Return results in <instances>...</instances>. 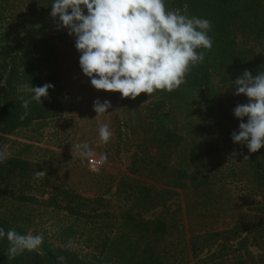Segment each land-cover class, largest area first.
<instances>
[{
	"label": "trees",
	"instance_id": "16d2710c",
	"mask_svg": "<svg viewBox=\"0 0 264 264\" xmlns=\"http://www.w3.org/2000/svg\"><path fill=\"white\" fill-rule=\"evenodd\" d=\"M16 1L0 0V133L6 135L46 117L60 96L55 40H22L6 29ZM23 1L30 11L51 13L53 0ZM166 7L209 19L213 46L205 50L204 62L187 74L186 83L172 92L141 93L135 99L118 92L124 107L144 109L135 132L145 140L131 156L130 178L120 179L115 187L127 209L113 215L101 198L56 188L44 198L34 177L40 169L20 156H9L0 163V199L10 204V210H0V227L28 233L37 206L62 212L68 225L61 230L60 244L43 234L41 253L25 250L11 257L7 239L0 240V264H61L60 256L65 264H264V147L250 153L231 139L240 123L233 109L249 99L234 95L232 81L246 69L253 76L264 71V0H166ZM250 40L253 45L247 48ZM45 83L54 87L42 103L30 104L21 120L26 88ZM189 98H196L214 120L227 164L213 145L184 146L194 128L179 126L178 116L187 119ZM244 181L259 199L235 217L223 194L228 185ZM77 234L84 237L86 251L67 246Z\"/></svg>",
	"mask_w": 264,
	"mask_h": 264
},
{
	"label": "rangeland",
	"instance_id": "374dc122",
	"mask_svg": "<svg viewBox=\"0 0 264 264\" xmlns=\"http://www.w3.org/2000/svg\"><path fill=\"white\" fill-rule=\"evenodd\" d=\"M15 6L18 8L6 28L13 37L22 40L52 37L55 40L60 96L58 106L55 110L49 109L48 115L43 119L32 122L27 128L14 134L0 133V150L9 153V156L29 160L36 170H46V176L37 178L39 195L44 192V198L55 188L69 190L84 198H101L105 209L113 215L125 211L128 204L117 195L115 187L120 179L130 178L128 166L131 156L136 145L145 140L135 132L144 109L126 108L122 105L118 92L97 90L91 85L90 78L82 72L79 65L80 53L75 47V36L69 35L67 28L58 29L56 18L49 12L30 11L23 0H17ZM238 41L241 42V39ZM252 45L250 40L246 46L249 48ZM255 51L258 54L260 52L258 49ZM96 100L111 102L107 113L98 115L94 111ZM198 102L196 98H189L186 101L187 119L178 116L179 126L194 128L184 146L191 148L200 143L213 145L216 154L227 164L228 156L221 146L222 140L216 124L206 116V111ZM105 123L113 133L107 143L102 142L99 137V127ZM84 142L93 149V157L84 158L76 149L77 144ZM105 154L107 160L99 162L100 157ZM90 160L95 165H91ZM136 179L149 183L144 176ZM250 185L248 181H244L225 188L223 195L230 200L233 216H238L254 200L259 199L257 195H252L254 191L250 193ZM4 208L10 210V204L0 199V210ZM33 216L35 223L28 233H43L54 244H60L61 230L68 225L65 215L37 206ZM83 240L84 237L77 234L70 238L67 246L86 251Z\"/></svg>",
	"mask_w": 264,
	"mask_h": 264
},
{
	"label": "clouds",
	"instance_id": "9594fccd",
	"mask_svg": "<svg viewBox=\"0 0 264 264\" xmlns=\"http://www.w3.org/2000/svg\"><path fill=\"white\" fill-rule=\"evenodd\" d=\"M50 15L56 18L58 29L67 28L68 34L75 36L79 65L91 85L97 90L119 92L122 98L178 89L186 83L191 69L204 62L205 50L213 46L209 19L180 14L166 7V0H53ZM232 84L234 95L243 94L249 99L233 109L240 123L231 139L255 153L264 147V71L253 76L246 69ZM53 87L51 83L36 87L30 84L20 119L25 118L30 104L42 103V97H47ZM109 108L108 100L94 102L98 115ZM112 135L108 124L99 127L102 142L107 143ZM75 147L84 158L94 156L86 142ZM8 158L9 153L0 150V163ZM106 160L105 154L99 162ZM42 176H46V170L34 172L35 178ZM5 238L8 255L15 257L25 250H37L44 236L0 227V240ZM57 259L65 264L63 256Z\"/></svg>",
	"mask_w": 264,
	"mask_h": 264
},
{
	"label": "built area",
	"instance_id": "2783aa9c",
	"mask_svg": "<svg viewBox=\"0 0 264 264\" xmlns=\"http://www.w3.org/2000/svg\"><path fill=\"white\" fill-rule=\"evenodd\" d=\"M91 165H95V162L93 160H90L89 162Z\"/></svg>",
	"mask_w": 264,
	"mask_h": 264
},
{
	"label": "water",
	"instance_id": "95a60500",
	"mask_svg": "<svg viewBox=\"0 0 264 264\" xmlns=\"http://www.w3.org/2000/svg\"><path fill=\"white\" fill-rule=\"evenodd\" d=\"M35 251L41 253V249H40V247H39L37 250H35Z\"/></svg>",
	"mask_w": 264,
	"mask_h": 264
}]
</instances>
